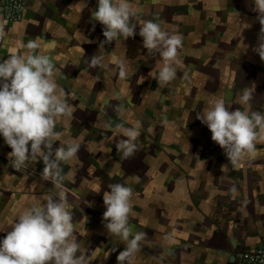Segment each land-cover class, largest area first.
I'll use <instances>...</instances> for the list:
<instances>
[{
    "label": "crops",
    "instance_id": "crops-1",
    "mask_svg": "<svg viewBox=\"0 0 264 264\" xmlns=\"http://www.w3.org/2000/svg\"><path fill=\"white\" fill-rule=\"evenodd\" d=\"M133 4L134 35L111 41L92 15L97 0H29L21 20L0 14V57L18 40L41 43L73 108L70 126L56 124L53 150L62 140L81 143L61 164L77 254L85 264H119L125 242L108 232L102 214L104 192L121 183L132 189L130 230L144 234L131 264H237L238 252L264 244V137L233 163L197 113L210 95L229 110L245 107L235 103L244 89L252 91L250 110L264 112V60L255 50L264 24L253 0ZM145 20L182 37L180 67L164 87L152 73L159 53L150 54L139 35ZM129 114L141 128L125 156L116 147L124 138L114 136L117 124L130 126ZM10 152L0 137V237L18 212L55 192L42 178V159L17 170Z\"/></svg>",
    "mask_w": 264,
    "mask_h": 264
},
{
    "label": "clouds",
    "instance_id": "clouds-1",
    "mask_svg": "<svg viewBox=\"0 0 264 264\" xmlns=\"http://www.w3.org/2000/svg\"><path fill=\"white\" fill-rule=\"evenodd\" d=\"M253 3L264 24V0ZM135 12L133 0H97L92 15L104 25L106 41H111L134 35L137 24H132L131 19ZM139 25L144 48L150 54L159 53L152 73L160 87H164L176 78L180 67L178 49L182 37L169 33L153 20ZM255 50L264 60V37ZM92 63L96 65L99 60L93 59ZM119 75H127L123 63ZM56 76L52 59L35 40H18L7 58L0 57V137L11 148V166L23 170L30 161L42 159V178L50 180L55 189L54 194L31 202L8 223L11 230L0 237V264H85L84 257L77 254L80 244L74 235L68 189L61 174L62 162L73 160L81 143L79 138L62 140L53 150V137L60 139L56 124L70 126L73 115L65 89L57 83ZM251 99L252 91L244 89L235 103L245 107L229 110L222 96L210 95L202 112L197 113V119L209 128L212 140L233 163L250 156L264 137V112L251 111ZM128 123V127L117 124L114 136L124 138L116 139V147L125 156L134 152L141 128V122L133 120L131 114ZM108 189L103 195L105 227L125 242L117 256L119 264H131L144 236L141 232L132 234L128 224L132 189L121 183L111 184Z\"/></svg>",
    "mask_w": 264,
    "mask_h": 264
},
{
    "label": "built area",
    "instance_id": "built-area-1",
    "mask_svg": "<svg viewBox=\"0 0 264 264\" xmlns=\"http://www.w3.org/2000/svg\"><path fill=\"white\" fill-rule=\"evenodd\" d=\"M29 0H0V14L10 21L21 20ZM237 264H264V244L246 248L235 256Z\"/></svg>",
    "mask_w": 264,
    "mask_h": 264
}]
</instances>
